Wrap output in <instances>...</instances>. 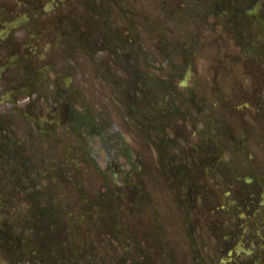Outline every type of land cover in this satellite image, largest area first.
Instances as JSON below:
<instances>
[{
	"label": "flooded vegetation",
	"instance_id": "flooded-vegetation-1",
	"mask_svg": "<svg viewBox=\"0 0 264 264\" xmlns=\"http://www.w3.org/2000/svg\"><path fill=\"white\" fill-rule=\"evenodd\" d=\"M182 1L0 0V264H264V0Z\"/></svg>",
	"mask_w": 264,
	"mask_h": 264
},
{
	"label": "rangeland",
	"instance_id": "rangeland-1",
	"mask_svg": "<svg viewBox=\"0 0 264 264\" xmlns=\"http://www.w3.org/2000/svg\"><path fill=\"white\" fill-rule=\"evenodd\" d=\"M180 1H182V0H180ZM183 2V1H182ZM210 17V16H209ZM209 17H206L205 18V21L208 23V24H211L213 21H214V19L213 18H209ZM198 21V18H196V22ZM200 23H203L202 21H200ZM199 23V24H200ZM204 25V27H206V23L205 24H203ZM220 26H217V25H214V28H213V32H208L207 34H206V38L208 39V38H213V36L215 35H217V34H220ZM205 34V33H204ZM211 34H214V35H211ZM204 36V35H203ZM194 41H195V39H194ZM203 42V40L201 39L200 40V43H202ZM204 58V61H201V59H199L197 62H196V65L198 66V72H199V74H200V77L202 76V70L203 69H205L206 67L208 68V69H211V67H210V65H209V63H208V61H210V59L209 58H207V57H203ZM214 66H216L217 67V64L215 63L214 64ZM215 67V68H216ZM168 70H170L169 68H167L165 71H164V75L165 74H167V72H168ZM171 72V71H170ZM214 71L213 70H211V71H208L206 74H205V79H209L210 77H214ZM157 75H161L159 72H157ZM210 84V83H209ZM210 86H211V84H210ZM9 162H11L10 160H8ZM148 167V166H147ZM151 169V168H150ZM113 198H115L116 199V197L114 196ZM118 205V204H117ZM132 207H133V204H132ZM172 211V210H171ZM173 212V211H172ZM130 213L132 214V211H130ZM120 217H121V215H119V217H118V223H117V225H120V221H119V219H120ZM114 218H115V215H114ZM114 218H113V215H111L110 217H108V218H106L104 215H102V217L100 218V221H99V227L101 228L102 226H105L106 228H107V231H108V233H109V235L111 236V238H112V236H113V234H114V232H115V229H114V226H115V221H114ZM161 218H162V220H163V222L162 223H164V224H166L167 225V227H170V228H172L174 225H176L177 224V220H176V218H175V216H174V214L173 213H169L168 211H166L165 209L164 210H162L161 211ZM0 219H2V216L0 215ZM122 226H124V223H123V225ZM100 228H99V230H100ZM135 229H136V232L139 234V235H143V236H145V237H147V231H151L152 230V227L150 226H147V224L146 223H141V222H138V223H136L135 224ZM98 230V231H99ZM98 231H96V232H98ZM155 233V232H154ZM113 239V238H112ZM114 240V239H113ZM113 244V243H112ZM128 248V246L127 245H123L122 246V248H118V253H119V255H121V256H123V255H125V253L124 252H126V251H124V249H127ZM127 251H130V250H128L127 249ZM106 256H107V254H106ZM112 264H115L113 261H112Z\"/></svg>",
	"mask_w": 264,
	"mask_h": 264
}]
</instances>
